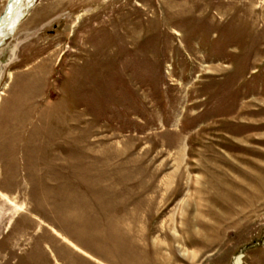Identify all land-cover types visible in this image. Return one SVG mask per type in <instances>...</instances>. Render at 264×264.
<instances>
[{
	"label": "rangeland",
	"instance_id": "obj_1",
	"mask_svg": "<svg viewBox=\"0 0 264 264\" xmlns=\"http://www.w3.org/2000/svg\"><path fill=\"white\" fill-rule=\"evenodd\" d=\"M15 30L0 264H264V0H37Z\"/></svg>",
	"mask_w": 264,
	"mask_h": 264
},
{
	"label": "bare ground",
	"instance_id": "obj_2",
	"mask_svg": "<svg viewBox=\"0 0 264 264\" xmlns=\"http://www.w3.org/2000/svg\"><path fill=\"white\" fill-rule=\"evenodd\" d=\"M36 1L37 0H9L7 9L3 17H1L3 18V21L0 24V42L5 40L3 38L5 35V31H7L11 24L16 23V21H20L17 26L19 27L22 20L27 16L29 10L35 5ZM3 26L6 27L4 28ZM16 49L17 47L15 48V50ZM241 261L242 257H238L237 264H240Z\"/></svg>",
	"mask_w": 264,
	"mask_h": 264
},
{
	"label": "water",
	"instance_id": "obj_3",
	"mask_svg": "<svg viewBox=\"0 0 264 264\" xmlns=\"http://www.w3.org/2000/svg\"><path fill=\"white\" fill-rule=\"evenodd\" d=\"M2 21H3V18H0V24H1ZM19 22H20V21H16V23L11 24V25L9 26V28L7 29V31H5V35H4V37H3L5 40L2 41V42H0V46L3 45L4 42H5L10 36L13 35V33H14L15 29L17 28ZM3 25H4V24H3ZM3 27L5 28L6 26H3Z\"/></svg>",
	"mask_w": 264,
	"mask_h": 264
}]
</instances>
